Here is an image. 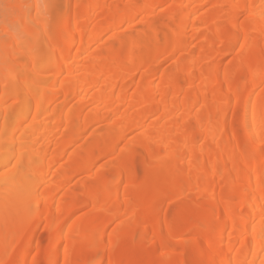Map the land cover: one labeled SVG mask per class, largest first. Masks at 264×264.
Masks as SVG:
<instances>
[{
    "label": "bare ground",
    "instance_id": "1",
    "mask_svg": "<svg viewBox=\"0 0 264 264\" xmlns=\"http://www.w3.org/2000/svg\"><path fill=\"white\" fill-rule=\"evenodd\" d=\"M21 1L16 0L22 10L27 9L26 13L33 10L42 12L47 9L51 15V12L57 10L55 8L59 3V0H50L51 3L47 0L51 4L48 6L45 5L47 2L44 0L43 5L47 6L44 9L43 0H28L27 5H23ZM67 1L68 14L64 22L61 23L57 18L52 27L50 20L48 18L49 22L45 20L48 16L44 18L43 13L40 12L43 16L40 17L36 12L37 27L22 26L25 33H32V38H35V41H42L46 48L45 51L40 52L36 49L37 47L35 49H33L34 46L31 49L28 47L24 54L21 52L20 54L16 49L19 55L14 54L11 61L14 67L25 73V79L22 82L24 90H17V88L14 91L10 88L11 85L5 82L2 85L0 115H3L7 121L16 107V111L18 110L17 112L21 114L14 121L11 130L6 126L0 127V137L4 136L3 133H9V138L17 146V154L15 153V157L12 156L16 158L15 163L13 162L14 169L4 174L0 181V197L3 198L11 193L13 197L11 196V200L5 199L6 202H2L0 198V211L7 210L12 214L9 217L10 221L6 223V232L15 228L22 216H25V230L29 232L26 238L18 239L23 244L17 251L21 253L19 263L18 261L15 263L32 264L26 257L35 249L34 233L32 234L34 231H30L34 230L33 227L41 225L43 219L47 220L48 226L49 221L51 223L50 228L48 227L52 237L48 253L59 254L65 246L68 235L75 231V228L69 229L68 223L76 211L87 205L104 210L110 197L109 192L116 190L123 181L133 183L137 173L133 153L135 149L131 148L128 149V153L121 156V164L123 159L128 164L127 172L124 173L118 168V176L114 182L108 184L104 179L102 180L101 187L106 191L102 202L87 200L77 206L70 202L72 205L68 203L67 207L65 203L57 200L60 191L67 188H65L68 186L65 183H68L67 180L78 173L91 170L98 160L112 153L116 149L115 145L125 140L134 128L141 126L149 129L146 133L149 145L142 149L145 152L142 156L144 158L147 156L146 159L149 161L148 164V161L146 162L142 157L145 161L143 163L148 164L147 173L158 172V168L165 170L170 168L168 160L164 159L167 155L176 162V165L173 164L174 168L169 169H176L174 170L177 173L174 179L178 176L176 181L180 179V176L182 177V174L190 187L201 186L202 181V185L205 184L207 187L205 192L214 199V206L210 212L217 213V222L210 228H197L204 237V242L197 252L200 258L196 259L200 262L201 257L206 256L210 260L208 264H264V94L259 91L260 87L264 86V0H160L159 4L178 2L179 7L176 4L175 6L181 8L182 15L185 13L183 19L180 23L169 25L171 26L168 28L169 36L163 38V42L158 39L161 32H158L159 28L152 27L148 30L147 27L149 33L144 28L146 32L144 37L137 43L131 44L126 55L109 52L100 55L97 52L98 49L96 48L95 51L93 47L103 34L116 29L117 22L120 24L119 27L123 24L120 22L125 23L127 19L133 20L136 16L146 15L145 10L149 11L153 8L151 0L144 2L145 10L137 12L133 11L134 8L131 5L135 3V0L122 1L127 3L126 9H129L131 5L134 13L124 12L123 14V11L116 10L117 18L115 19L114 16L112 18L116 20H113L115 25L112 21L99 32L96 28L98 22L96 12L92 13L94 10H100L105 0H88L89 4H86L85 0ZM209 4L215 9L204 15L205 17L198 16L201 9ZM76 8H80L82 13L76 11ZM174 10L171 14L173 19L180 11ZM110 12L113 11L110 10L108 13ZM240 16H244L246 22L242 23ZM103 17L105 19V14ZM223 23L225 26L222 25ZM50 26L53 28L52 31ZM197 26L210 30L208 32L218 38L222 37L221 39L226 35L224 37H227V40L218 39V44L222 45L226 51H233L241 43L240 52L235 54V58L225 67L224 60L227 53L220 50L215 51L217 57L213 56L215 57L213 61L211 60L213 57L210 59L209 54H206L182 60L172 71L160 72L162 63L158 62L159 58H163L165 53L170 56L183 50L184 43L190 39L189 34ZM24 31H21L23 36L14 38L16 44L14 47L17 45H20V48L23 47ZM220 34L223 36H219ZM12 36L15 37V35ZM23 40L25 42V39ZM159 42L163 43L164 49L158 48ZM213 44L215 45L214 41L207 42L206 51L214 49ZM155 45L160 50L159 56L149 58L142 54L143 49H150ZM109 48H112V45ZM22 55L28 59L27 63H25V56ZM123 58L133 62L131 68H126L122 64ZM156 59L159 65L153 63ZM205 60L218 65L214 66L211 72L201 71L199 66ZM10 63L7 62L8 65ZM16 73L11 74L16 75ZM243 73H247L249 77L247 86L233 89ZM198 81L199 84H197ZM133 89L134 95L133 92L131 93ZM209 96L214 102L213 105L208 103ZM74 99L78 103L73 110L71 103ZM11 101L17 105L9 104ZM118 103L124 107L123 109H127L128 113L121 115L124 110L118 112L117 109L121 107L117 108ZM140 103L147 105H142L146 108L143 120L135 117V114L131 112ZM230 106H233L237 113L232 121L228 119ZM197 107H204L211 111L209 117L203 119L201 115L194 114ZM166 115L180 117L178 116V120L174 123L162 124L161 121ZM113 117L115 118L114 126L116 125L119 131L115 133L119 134L116 141L110 138L115 142L107 140L112 144L106 145L105 140L106 142L102 141V146L98 145L95 150H85L80 168L74 174L67 175L62 183L57 184L54 191L46 190L45 184L52 176L57 159L65 154L67 156L70 148L90 131L92 125L106 119L112 120ZM146 120H151L148 126L144 125ZM64 125L68 130L75 129L76 134L75 137L65 139L58 144L57 136H61L60 129ZM207 140H210L217 149L202 148L201 143ZM230 140L234 141L235 146H231ZM2 141H0V151L3 147ZM57 144L59 152L55 154L53 150ZM12 158L9 157L4 163L7 164ZM4 163H0V169ZM180 165L182 169L178 167ZM30 178L34 179L33 185L27 188ZM227 180L230 182V195L222 194ZM176 184L180 183L176 182ZM180 187L181 185L179 189L183 191L184 187ZM182 191L181 193H184ZM123 195V201L129 202L128 193ZM146 200L143 198V192H140L135 200L131 201L138 205H146ZM159 208L161 206L157 208L149 203L145 206L143 214L138 215L146 218L153 210ZM53 214V218L58 216L59 219L57 218L56 221L51 219ZM138 215L133 221L131 220L132 223L129 226L131 229L137 225ZM1 216L3 215L0 213V222ZM117 218L116 214H110L101 233L95 238L102 239L105 236V227ZM144 228L146 230L143 231V236L148 232L147 225ZM179 228L166 221L163 235H170L174 241L173 237L177 233L186 231L185 226ZM123 232L126 234L127 230ZM107 243L108 247H115L118 244L117 237H110ZM65 249L59 264L72 263L68 248ZM99 249L100 247L94 244L88 248V252H98ZM10 252H13V249ZM3 254L4 251L0 249V259ZM94 264L116 263L98 260Z\"/></svg>",
    "mask_w": 264,
    "mask_h": 264
},
{
    "label": "rangeland",
    "instance_id": "2",
    "mask_svg": "<svg viewBox=\"0 0 264 264\" xmlns=\"http://www.w3.org/2000/svg\"><path fill=\"white\" fill-rule=\"evenodd\" d=\"M85 1L86 4L90 3L88 0ZM122 1L126 2L127 0H105V3L102 5V8L100 10H94L92 14L96 12L95 16H97L98 19L96 28L98 32L101 31L103 28H106L107 25L114 20H112V18L116 16L115 12L123 11V14L124 12L131 14L139 10H145L144 8L146 7L143 8V4L147 0H135V3L131 4L134 10L131 5V9L127 7L130 10L126 9L125 4L127 3H123ZM21 2L23 5L28 4V0H22ZM44 2L45 1L43 0V8H47V6L45 5L51 6V1L50 3H48L46 0L47 3L43 5ZM159 2L160 0H151L153 8H150L149 11L148 9H146V13H144L146 15L142 14L141 16H136V18L134 17L135 19L133 20L127 19L125 20V23L124 21L120 22L121 24H123L119 27L118 25L120 24H118L117 22L118 28L116 27V29L114 28L113 30L109 31L110 33L107 32L108 34H103V36L100 37L101 39H99V41L94 45L93 49L95 50L97 48L98 50H96L100 55L105 54L107 52L126 55L130 50L131 44L137 43L138 40L143 38L145 33L152 27L159 28L158 32H161H159L160 34L158 33V39L159 41L161 40L163 42V40L169 36L168 28L171 27L169 25L174 23H180L185 13L184 15H182L183 12H181V8L176 7L179 5H177L178 2L172 1L170 3L168 2L164 4H159ZM213 7L214 6L210 4L206 5L201 9L198 16L201 15L203 17L204 15L211 13L210 11L213 9ZM135 8H137V10ZM55 9L57 10H54L55 12H51L52 15L47 11V9L46 11H43L42 7V12H37L33 10L29 13H26L27 9L24 8V10H22L16 0H0V101L2 98L1 91L4 82L6 84L11 85V87L9 85L8 86L14 89V91H16L17 88V90H24V85L22 84V82L23 79H25V73H23V71H20V69L18 70L16 67H14L11 61L15 56L14 54L17 53L19 55L20 52L24 54L28 47H30L31 49V47L33 46V49L37 47L36 49L40 52H43L46 49L42 41H35V38H32L33 36H31L32 33H25L24 27L22 26L29 25L35 27L36 25H38L35 22L37 13H39L40 17L44 16L45 18L46 16H48L45 18V20L48 22L50 20L49 23H52V27H54L53 23L55 22V19L57 20V18L59 19L58 21H60L61 23L64 22L63 20H65L68 14V1L59 0V3ZM176 9H179L180 11L177 10L178 12L177 14H175L176 17L173 16L175 17V19H173L171 15L173 12L172 10L176 11ZM75 10L82 13L80 8H76ZM110 10H112L113 12L108 13ZM132 10L134 12H132ZM40 12L43 13V16H41L42 14H40ZM47 12L49 13V15ZM104 14L106 16L105 19L104 17L102 18ZM47 18L49 20H47ZM106 18L108 21L106 20ZM116 18L117 17H115V19ZM244 18V16H240L239 18L242 23L246 22ZM222 25L225 26L224 23ZM51 26L50 29L52 31L53 28H51ZM144 28H146V32L144 31ZM205 29L199 28L197 26L195 30H192V33L189 34V41H187L183 45L184 49L179 51L176 55L169 56V54L163 53V58L160 57V60H158V62L161 61L162 63L160 72L172 71L173 68L180 63V61L185 60L187 58L201 57L206 54H209L210 59L213 56L217 57L216 52L220 50L227 53V56L224 60V67L228 65L233 60V58H235L237 53L240 52L241 43L238 44L236 48L233 49V51H226V49H224L222 45L218 44V39L224 41L227 40V37H224L226 35L223 36L222 34H220L219 36H223V39H221L222 37L218 38V36H214L212 33L208 32L210 30L207 31ZM21 31H24L23 34L25 35L24 38L21 37L23 47L20 48V45L14 47L16 45L14 43V38L20 37L22 35ZM142 32H144V34ZM12 35H15V37ZM23 39H25V42ZM209 41H212V43L214 41V49L206 51L205 48L207 46V42ZM162 42H159L158 45V48L160 50H162V48L164 49V45ZM111 45L112 48H109V46ZM16 49L17 51H19V53L16 51ZM159 49H157L155 45L152 46L150 49H143L142 54H144V56L146 57L153 58L155 56H159ZM94 50L93 52L95 53L96 50ZM22 56L24 57L25 55ZM24 58L25 63H27L28 59L26 58V56ZM214 58L215 57H213L211 60L213 61ZM207 60H209V58ZM207 60L201 63L199 69L201 71L207 70L208 72H211L213 71V68H215L214 66H217L218 64L214 65L213 62H209ZM156 61L157 59L153 61V63H158ZM7 62H11L12 65H10L11 63L8 65ZM132 63L133 62H130L128 58L122 59V64L126 66V68H131ZM159 64L160 63H158L157 65ZM13 70L18 71L17 73L16 71H14L16 75L11 74L14 73ZM137 74L138 76H140L139 73ZM241 76V79L236 83V87H234L233 89H240L247 86L249 78L248 74L243 73ZM4 79H7V82L3 81ZM197 84H199V81L197 82ZM134 91V89L131 90V93L133 92V95ZM259 91L264 94V86L260 87ZM132 94H130V96H132ZM14 103L15 102L11 101V103L9 104L14 105ZM59 103L58 105L60 106L61 103ZM77 103L78 101L75 99L72 101L71 106L73 110L74 108H76ZM208 103L210 105L214 104L210 96L208 98ZM143 104L145 103H140L141 106H136L134 110L132 109L131 111L133 115L135 114V117H139V119L141 118L142 120L144 118V109H146L144 107L147 106L145 104V106L142 107ZM16 105L17 104H15L14 106ZM55 105H57V103H55ZM120 106L121 105H119L118 103L117 108H119ZM11 107L13 108V106ZM123 108L124 107L121 106L119 109H117L118 112L124 110L123 112H121V115L125 112L128 113V110ZM16 109H14L12 115L8 118L7 121H5L3 115H0V127L6 126L9 127L10 130L12 129V127L14 126L13 124L15 123L14 121L18 116L20 117L21 115L19 114L20 112H17L18 110L16 111ZM90 109L92 108L90 107ZM88 111L91 110L88 109ZM196 113L201 115L203 119H206L209 117V113H211V111H208L207 108L204 107H197V109L194 111V114ZM236 114L237 113L234 110L233 106H230L228 113L229 121H232L235 118ZM176 115H166L163 119L164 121L162 120L161 123H174V121H177L178 118L181 116L180 114V116L178 115L179 117ZM113 118L112 120L106 119L104 121H99L97 122V124L92 125V127H90L91 129H89L90 131L86 132L84 134L85 136L80 138V140L76 142L77 144L74 145V147L72 146V148H70L67 156L65 154L60 159H57L53 168L54 170L52 176L49 178V182L47 181L45 184L46 190L54 191L57 184L59 185V183H62L63 179L67 175L74 174V172L80 168V165L82 164V156L85 150H95L98 145L102 146V141L105 140H109L110 142L112 140L116 141V137L119 134H115L117 133L118 129L116 125L114 126L115 118ZM150 121L151 120H146V123L144 121V125L146 124V126H148ZM61 128V136H57V138L59 137L57 140L58 144L65 139L75 137V129L68 130L65 125L61 126ZM141 128V126L137 129L134 128V130L130 132V134L125 138V140H121V142L115 145L116 149L112 153L107 154L106 156L102 157L101 160H98L97 164L91 170L81 172L80 174L78 173V175H75L73 178H70V180H67L68 183H65L68 186H65L66 184L64 185L65 188H67L63 191H60V193L57 195V200L59 199L60 202H63V204L65 203L67 207L69 205L68 203L70 202H72L73 205L76 206L80 204L82 205L87 200L96 201L98 203L102 202L104 194L106 193V191L101 187L102 180L104 179L108 184H111L116 180L118 176V168L122 169L124 173L127 172L126 169L128 164H126L125 159L122 158V164L125 168L122 166L121 156L126 152L128 153V149L131 148L132 150L135 149L133 153L134 159H136L134 163L135 171L137 173L136 177L133 180V183L123 181L116 190L112 191L111 193L109 192L110 197L107 202L105 201L106 206L104 207V210H98L95 209L92 205H87L83 208L81 207V209L76 211L71 216L68 223L69 229L72 228L73 230V228H75V231L68 235L65 246H63L59 254L52 255L48 253V248L50 246L52 238L51 232L49 230L51 223L49 221L48 226L47 220H45V223L43 219V223H41V225L36 226L35 228L33 227L34 230H29L30 232L34 231L32 232V234L34 233L33 235L35 238V249L28 254L29 256H26L27 258H29V261H31L30 263L59 264L66 250L65 248L67 247V250L69 251L71 255L70 257L72 259L71 264H94L98 260L111 261L116 264H198L197 261L200 257L197 256V252L199 251V247L202 246V243L204 242V237L201 235L200 232H198L197 228H210L211 226H213V224L217 222V213L210 212V209L214 206V199L205 192V188L207 189V187L205 186V184L202 185V181L200 182L201 186L190 187L187 184V181H185L186 179L183 174L182 177L180 176V179H177L176 181L175 179L178 177L177 176L174 179V176H176V172H174V170L176 169L169 170L170 168H174L173 166L176 165V162L170 159L167 155L164 156V159L168 160L169 162L168 165L170 166L166 165L170 167L167 168V170L169 171L165 170L164 168H158V172L155 171V173L153 174H148L147 171L149 168L147 166L149 164V161L148 159H146L147 156L145 158L143 157L145 152H143L144 150L142 151V149H145L149 145L148 139L146 138V133H148L149 129L144 127L142 129ZM8 134L3 133L2 135L4 136H1L2 138L0 137V139H2L3 141H6L3 142L2 140H0L3 143V147L5 145L4 143H6L5 147H2V150L0 151V163H4L9 157H15V155L17 154V146L14 144L11 138H9ZM110 138H112V140H110ZM114 142L112 141V143ZM112 143H109L107 141L106 145ZM230 143L231 146H235L233 140H230ZM58 144L53 150V153L55 154L59 152ZM201 146L206 150L217 149V147L213 145L210 140L202 142ZM142 157L146 160V162L148 161V164L143 163L145 161ZM15 161L16 158H12L11 161L9 160V164L4 163V166L0 169V181L4 174L14 169ZM177 164L179 165L180 163ZM181 165L178 166L180 169H182ZM178 172L179 174H181L180 171ZM33 181L34 179L30 178V183H28L26 187H31L33 185ZM176 182L180 184H176ZM179 185H181L180 188L184 187L183 191L179 189ZM229 185L230 182L229 180H227L226 185L222 189V194H231V189ZM159 191H161V193ZM181 191L184 193H181ZM126 192L129 196V202L127 203L123 201V194H125ZM140 192H143V198H145V200L146 198H148V200H146L147 202L150 201L148 203L146 202V205H138L131 201L135 200L136 195H138ZM157 192H159L158 195H156ZM11 196L13 197L12 193L3 196V198H0L2 202H6L5 199L11 200ZM149 203L150 205H154L157 208L161 206V208L153 210L148 217H143V220V218H141L142 216L138 214H143L142 212L145 211V206H147V204ZM0 213L3 215L1 216L0 222V249L4 251V254L0 259V263L17 264L15 262L18 261L19 263L21 257V253H18L17 251L22 247L23 244V242L18 241V239L20 237L26 238L29 235L28 230L26 231V228L24 227L25 216L20 217V220L16 223L15 228H13L9 232H6V223L10 221L9 217L12 214L9 213L7 210H1ZM112 213L117 215V220L111 222L105 227V236H103L102 239H96V235H99L101 233V230L102 228H104L106 220L108 219L110 214L112 215ZM135 214L138 215V220L136 219L137 225L134 227V229H131V227L129 226L131 225L134 217L136 216ZM53 216L54 214L51 216V219L53 218ZM57 218L58 216L56 218H53V220L56 221ZM166 221L170 222L177 228L181 226L183 228V226H185L186 231L183 233H177L175 237H173L174 241H172L170 235H163L164 224ZM146 225L148 232L147 234H145V236H143V231L146 230L144 226ZM124 230H127L126 234H124ZM3 236L6 237L3 238ZM114 236L117 237L118 244L115 247L110 248L108 247L107 240L110 237ZM94 244H97L98 248L100 247L99 251L89 253L88 248ZM11 249H13V252H10ZM197 257L198 259H196ZM182 260H184L183 263ZM208 260L209 259H207L206 256H202L200 262H198L199 264H208Z\"/></svg>",
    "mask_w": 264,
    "mask_h": 264
}]
</instances>
